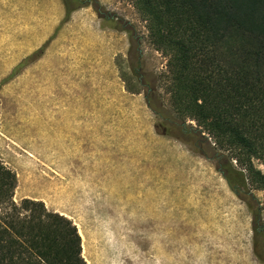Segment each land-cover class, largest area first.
<instances>
[{"label":"rangeland","instance_id":"1","mask_svg":"<svg viewBox=\"0 0 264 264\" xmlns=\"http://www.w3.org/2000/svg\"><path fill=\"white\" fill-rule=\"evenodd\" d=\"M66 4L76 10L73 19L72 11L65 20L60 0L59 25L24 56L33 24L31 16L27 22L21 17L30 4L0 0V161L17 175L15 200H42L71 218L87 264H264L258 239L260 229L264 237V191L247 183L237 194L228 181L241 183L228 169L229 153L202 141L193 131L197 122L174 111L163 80L168 58L150 43L135 5ZM51 10L44 6L45 14ZM91 15L114 35V62L125 88L118 102H68V94H105L107 88L43 84L45 56L38 59L49 47L73 44L81 34L74 23ZM75 110L94 117H62ZM171 121L185 124L186 134ZM83 133L95 149L73 148Z\"/></svg>","mask_w":264,"mask_h":264},{"label":"trees","instance_id":"2","mask_svg":"<svg viewBox=\"0 0 264 264\" xmlns=\"http://www.w3.org/2000/svg\"><path fill=\"white\" fill-rule=\"evenodd\" d=\"M129 1L168 58L163 80L174 111L229 153L241 183L222 171L233 189L241 194L249 183L264 191V0ZM64 2L66 20L73 9ZM181 126L171 124L186 134ZM17 182L0 161V264H87L74 221L42 200L18 203Z\"/></svg>","mask_w":264,"mask_h":264},{"label":"crops","instance_id":"3","mask_svg":"<svg viewBox=\"0 0 264 264\" xmlns=\"http://www.w3.org/2000/svg\"><path fill=\"white\" fill-rule=\"evenodd\" d=\"M21 3L25 6L30 4V10L26 8L25 18L21 17V21H28V16H31L30 22L32 25V40L28 43L27 51L25 55L31 53L38 48L45 40L49 38L53 29H55L62 18L60 0H21ZM47 8L51 6V13H44V6ZM76 10L73 9V15H71L68 21H71L75 16ZM98 18V16H97ZM26 19V20H25ZM46 20V23H45ZM80 28L81 33L79 36L72 38L73 44L65 42L67 45L63 49H53L49 47L47 51L41 56L43 64V71H45V77L43 81L44 85H67V86H99L107 88L105 94L94 92H82L76 95L68 94L65 100L80 101V102H92V101H109L118 102L121 101L124 94V85L121 76L116 71L115 57L116 53L113 52L115 42L113 33L107 32L98 26V20L94 16H89L88 19H78L74 23ZM46 26V27H45ZM112 35V36H111ZM64 37H61L63 39ZM29 48V49H28ZM109 91V92H108ZM59 99V98H58ZM101 114L102 111H95ZM62 117L69 118H90L92 119L93 111L79 110L68 111V115ZM70 127L71 124L75 125V122L67 123ZM83 125L89 124L87 121L81 123ZM71 140L76 141L77 134L75 131L69 133ZM78 146L73 148L83 149H95L94 145H90L91 139L87 137L86 133L79 135ZM93 159L94 164H101L96 159Z\"/></svg>","mask_w":264,"mask_h":264},{"label":"flooded vegetation","instance_id":"4","mask_svg":"<svg viewBox=\"0 0 264 264\" xmlns=\"http://www.w3.org/2000/svg\"><path fill=\"white\" fill-rule=\"evenodd\" d=\"M171 124H172V122H170ZM183 127H186L185 126V124L183 125ZM183 131H185V129L183 130ZM259 234H258V239L260 240L261 239V241H262V243H261V246L264 244V237H263V235H262V233H261V229L259 230ZM257 243H258V241H257ZM258 246V245H257Z\"/></svg>","mask_w":264,"mask_h":264},{"label":"water","instance_id":"5","mask_svg":"<svg viewBox=\"0 0 264 264\" xmlns=\"http://www.w3.org/2000/svg\"><path fill=\"white\" fill-rule=\"evenodd\" d=\"M140 50V52H142V50L141 49H139ZM218 155V154H217ZM219 170L222 172V174L224 175V173H223V171L219 168ZM230 185V184H229ZM231 186V185H230ZM234 191L237 193V194H239V192H238V190L237 189H234ZM260 205H261V203H260Z\"/></svg>","mask_w":264,"mask_h":264}]
</instances>
